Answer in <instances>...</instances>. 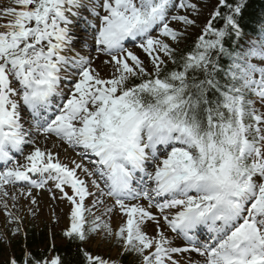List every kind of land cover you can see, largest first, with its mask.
<instances>
[{
    "label": "snow or ice",
    "instance_id": "6c2138e0",
    "mask_svg": "<svg viewBox=\"0 0 264 264\" xmlns=\"http://www.w3.org/2000/svg\"><path fill=\"white\" fill-rule=\"evenodd\" d=\"M249 2L217 0L186 51L199 0L0 5L9 233L22 229L8 186L36 204L51 184L65 238L117 249L25 247L5 264H264V13L246 30Z\"/></svg>",
    "mask_w": 264,
    "mask_h": 264
},
{
    "label": "rangeland",
    "instance_id": "374dc122",
    "mask_svg": "<svg viewBox=\"0 0 264 264\" xmlns=\"http://www.w3.org/2000/svg\"><path fill=\"white\" fill-rule=\"evenodd\" d=\"M201 11L197 20V25L190 27L187 31V36L192 34H200L201 28L208 20L207 14V6L217 4V0H199ZM8 0H0V5H7ZM177 27H182L176 25ZM99 64V63H97ZM64 152H60L63 154ZM10 189H14L11 186H8ZM9 193L11 191L8 189ZM13 191V190H12ZM17 193V202L16 208L13 209L16 215L21 217L20 227L24 230L29 228H34L36 231L41 229L46 230L47 232V240L50 245H58L61 244L64 240V236L62 235L64 229L68 224V215H69V207L68 204L59 198V193H55L56 198L53 199V193L50 195H44L43 199H40L34 193L33 196L36 198V204H32L31 200L21 196L17 189H14ZM11 204V201H9ZM118 223V216H114L112 218V225L115 228ZM14 227V225H10L5 217V213L2 209H0V233H4L8 235V239L0 242V259H4L13 252L11 244L14 243L18 235H11L9 233V228ZM10 238H13L10 241ZM84 248L94 254H101L104 256L112 255L115 256L117 249L116 248H108L107 246L97 245L95 240H90L84 243ZM127 259H131L127 257Z\"/></svg>",
    "mask_w": 264,
    "mask_h": 264
},
{
    "label": "trees",
    "instance_id": "16d2710c",
    "mask_svg": "<svg viewBox=\"0 0 264 264\" xmlns=\"http://www.w3.org/2000/svg\"><path fill=\"white\" fill-rule=\"evenodd\" d=\"M214 7L215 5L208 9L209 15ZM262 13H264V0H250L249 8L245 13L244 24L246 30L249 27V20ZM198 35L199 34H192L186 37V39L180 44L181 50H189ZM63 240L64 241L61 244L50 245L47 240V232L44 229L41 231H36L35 229L31 228L27 231V237L26 240H24V243L25 247L35 255L47 257H51L56 253L61 255H72L76 253L78 245L79 247L83 246V244H81L79 241L73 242L67 238H64ZM23 250L24 247L20 246V243L17 242V244L13 247V254L19 257ZM5 261L6 260H0V264H5Z\"/></svg>",
    "mask_w": 264,
    "mask_h": 264
},
{
    "label": "bare ground",
    "instance_id": "6f19581e",
    "mask_svg": "<svg viewBox=\"0 0 264 264\" xmlns=\"http://www.w3.org/2000/svg\"><path fill=\"white\" fill-rule=\"evenodd\" d=\"M101 60H102V58H101ZM97 63H100V61H97ZM49 147H51V143H49V145H48ZM58 151H60L61 153L63 152V150L62 149H58ZM64 155H62L61 154V158L62 159H64V158H66V156H65V153H63ZM73 154L71 153V152H69L68 154H67V156H69V157H71ZM13 191H11V193H12ZM40 199H43L42 198V195H41V198ZM175 242H178L177 240L175 241Z\"/></svg>",
    "mask_w": 264,
    "mask_h": 264
}]
</instances>
